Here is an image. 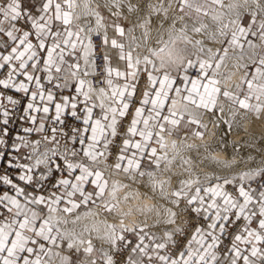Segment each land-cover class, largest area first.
<instances>
[{
	"label": "snow or ice",
	"instance_id": "1",
	"mask_svg": "<svg viewBox=\"0 0 264 264\" xmlns=\"http://www.w3.org/2000/svg\"><path fill=\"white\" fill-rule=\"evenodd\" d=\"M250 118L264 0H0V264H264Z\"/></svg>",
	"mask_w": 264,
	"mask_h": 264
},
{
	"label": "bare ground",
	"instance_id": "2",
	"mask_svg": "<svg viewBox=\"0 0 264 264\" xmlns=\"http://www.w3.org/2000/svg\"><path fill=\"white\" fill-rule=\"evenodd\" d=\"M209 46L218 47L219 45L209 43ZM208 119H209L208 116L204 117L205 121H207ZM212 130L216 131L217 134L219 135L225 130V126L222 125L220 129L218 130L212 129ZM262 135H264V119L258 121L255 120L254 118H250L248 121H245L244 129L234 131L226 137V140L228 141V146L226 149L220 150L218 145H214V147L222 159H231L233 156H235L238 161L237 165L234 166L236 168L245 167L246 160H244L243 158L247 156L248 152L258 151V153L255 154V159L253 160L252 164L247 165L254 167L261 163V152L259 150L264 149V139H262ZM205 140L209 143H212L214 141V137L210 135H206ZM190 142L200 143V141L197 140H193ZM232 142H236L238 146V151L233 150ZM251 144H255L256 148L253 149L249 147V145ZM190 155H195V153H190ZM240 161H244L245 163H240ZM212 168H216L218 172H221L223 174H227L228 172L231 171L229 169L220 168L219 166L216 165H210L207 170H211ZM147 202L155 203L156 201L151 200ZM141 219H143V217H141ZM149 223H151V220H149Z\"/></svg>",
	"mask_w": 264,
	"mask_h": 264
},
{
	"label": "built area",
	"instance_id": "3",
	"mask_svg": "<svg viewBox=\"0 0 264 264\" xmlns=\"http://www.w3.org/2000/svg\"><path fill=\"white\" fill-rule=\"evenodd\" d=\"M97 43H98V41H97ZM70 120H71V118H69ZM73 123H77V122H75V121H72ZM127 122H125V124H126ZM10 127H12L13 128V130H14V132H15V129H16V127L17 126H15V125H10ZM61 143H63V141H61ZM5 171H8L9 173H11V174H13V176H15V172H16V170H13V169H8L7 167H6V159H0V173H3V172H5ZM0 187H4V188H6L7 186H0Z\"/></svg>",
	"mask_w": 264,
	"mask_h": 264
},
{
	"label": "rangeland",
	"instance_id": "4",
	"mask_svg": "<svg viewBox=\"0 0 264 264\" xmlns=\"http://www.w3.org/2000/svg\"><path fill=\"white\" fill-rule=\"evenodd\" d=\"M106 14V13H105ZM244 23H247V20L243 21ZM258 153V151H253V152H248L247 156H245V158H243L244 160H246V164H252L253 160L255 159V154ZM251 156L253 159L249 160L248 157ZM154 231L156 229H153Z\"/></svg>",
	"mask_w": 264,
	"mask_h": 264
}]
</instances>
